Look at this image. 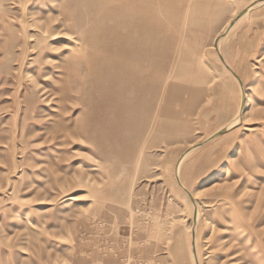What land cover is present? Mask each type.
<instances>
[{
    "label": "rangeland",
    "instance_id": "374dc122",
    "mask_svg": "<svg viewBox=\"0 0 264 264\" xmlns=\"http://www.w3.org/2000/svg\"><path fill=\"white\" fill-rule=\"evenodd\" d=\"M124 5L172 63L141 100ZM231 260L264 264V0H0V264Z\"/></svg>",
    "mask_w": 264,
    "mask_h": 264
},
{
    "label": "bare ground",
    "instance_id": "6f19581e",
    "mask_svg": "<svg viewBox=\"0 0 264 264\" xmlns=\"http://www.w3.org/2000/svg\"><path fill=\"white\" fill-rule=\"evenodd\" d=\"M256 4H260V2ZM139 18L140 16L136 8L131 10L127 5H124L122 13L123 26L120 34L118 53L120 55L119 90L122 94L133 96L141 100L149 95L155 94V90L153 89V71L157 73L155 77L164 76L163 74L166 75L172 63L170 64L169 58L167 57L168 51L154 47L148 29L145 27V31H141ZM167 76L169 77V75ZM158 80L160 82V79ZM166 83L168 86L164 92V97L168 99L171 97L180 99L183 94H190L189 87L183 86L177 82H167V80ZM251 105L252 102L249 100L245 105H242V107L244 106V108H247ZM167 107L168 106H163V108H161L163 110L162 112H168ZM234 256H230V258ZM248 256H251L250 260L252 261L253 254L249 253ZM229 262V264H237L236 260H231Z\"/></svg>",
    "mask_w": 264,
    "mask_h": 264
},
{
    "label": "crops",
    "instance_id": "0c3cea01",
    "mask_svg": "<svg viewBox=\"0 0 264 264\" xmlns=\"http://www.w3.org/2000/svg\"><path fill=\"white\" fill-rule=\"evenodd\" d=\"M206 3L212 4V3H214V0H206ZM211 28H212L211 30L213 31V30H216V28H218V26L217 27L216 26H211Z\"/></svg>",
    "mask_w": 264,
    "mask_h": 264
}]
</instances>
